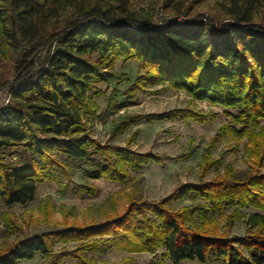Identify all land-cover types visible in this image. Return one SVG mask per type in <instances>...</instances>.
Returning <instances> with one entry per match:
<instances>
[{
	"label": "trees",
	"instance_id": "16d2710c",
	"mask_svg": "<svg viewBox=\"0 0 264 264\" xmlns=\"http://www.w3.org/2000/svg\"><path fill=\"white\" fill-rule=\"evenodd\" d=\"M114 1L0 0L5 46L18 54L12 80L0 71V94L7 86L10 91V102L0 105V198L5 206L35 200L38 184L46 179L45 166L40 167L36 156L63 166L53 156L62 151L73 162L86 164L87 176L118 182L127 181L128 167L140 169L150 161L173 159L105 145L91 135L87 120L99 113V106L90 92L99 84L131 83L127 74L115 69L120 60L139 62L145 73L131 83L129 100L117 105L118 109L140 91L161 82L181 88L197 100H208L226 110L236 108V114L229 113L233 123L225 127V133L248 140L246 149L255 167L231 171L211 182L181 184L160 200H147L133 187L126 194L124 210L116 208L104 221L70 223L72 210L65 208L66 228L1 247L0 264H20L37 254L49 259L47 264H61L70 256L78 264H132V258L99 263L88 254L107 248L127 253L164 248L163 259L175 264L183 260L206 264L210 258L223 259L224 264H264V211L247 216L245 236L204 230L209 224L204 217L207 211L221 212L239 203L264 210V173L259 171L264 167V124L260 126L264 120V25L254 20L256 8L264 0H224L229 20L221 23L196 16L161 24L154 22L150 12L133 9L130 0H123V7H115ZM163 1L180 14L191 8L187 2L205 0ZM0 53L1 62L7 51L1 48ZM186 117L200 123L208 118L194 113ZM138 118L124 117L115 124L113 135L125 133ZM150 118L165 119L164 115ZM218 142L219 135L203 152L205 168L214 160L209 148ZM16 146H24L30 157L21 168L8 166L2 156L4 150ZM84 186L80 185L81 191ZM191 196L206 198L209 204L182 206L176 211L170 208L173 201ZM48 202L49 198L41 207L40 220L45 223L52 222ZM5 218L11 232L18 230L14 213L7 212ZM70 242L79 243L75 249L56 251L57 245Z\"/></svg>",
	"mask_w": 264,
	"mask_h": 264
},
{
	"label": "rangeland",
	"instance_id": "374dc122",
	"mask_svg": "<svg viewBox=\"0 0 264 264\" xmlns=\"http://www.w3.org/2000/svg\"><path fill=\"white\" fill-rule=\"evenodd\" d=\"M115 7L125 6L123 0L113 2ZM226 2L224 0H205L203 2H187L191 7L178 14L168 8L163 0H130V6L142 12H150L154 16V22L161 24L164 21H175L184 18L185 21L193 17L204 19H216L221 22L229 20ZM63 16L57 20L61 21ZM254 20L264 25V4L256 8ZM1 23V22H0ZM1 25V24H0ZM5 39L0 27V49L5 48L7 57L0 62V71L4 78L12 80L15 72V59L18 54L9 46H5ZM46 49L43 50L45 55ZM1 56V53H0ZM116 71L127 74L131 83L145 72L137 61L120 60L115 67ZM131 83L96 85L90 95L99 106V113L95 117H89L88 129L91 135L105 145L121 146L136 153H153L163 157H172L163 162H149L140 169L128 167V179L126 182L112 181L106 177L96 179L87 176L84 172L86 164L73 162L62 151H55L54 158L63 166H59L50 159L36 156L34 160L43 165L42 170L46 179L38 184L36 198L27 205H14L7 208L0 198V248L13 243L18 239L44 234L50 231L61 230L65 225V208L72 210L70 223H93L104 221L108 214L116 208L124 210L127 203L126 194L133 187L139 189V195L147 200H160L170 195L179 185L184 183L199 184L211 182L223 178L226 173L242 172L254 169V159L247 152L246 138H232L227 132V126L232 124L229 113L236 114L238 109L226 110L220 105L208 100H197L185 90L174 87L168 83H158L148 86L146 91H140L136 97L131 98L127 106L118 109L116 106L126 100ZM10 102L8 86L0 94V105ZM194 113L206 115L207 121L200 123L186 116ZM139 116L125 133L114 136L113 129L116 123L124 117ZM164 115L163 120L151 121L150 116ZM264 124L261 120L260 126ZM256 131H260L261 127ZM226 127V128H225ZM219 135V142L213 148H209L212 160L206 168L203 166V152L210 145L213 137ZM193 151L189 156L180 158L183 153ZM4 163L8 166L21 168L30 162V157L24 146H16L2 152ZM185 156V155H183ZM254 166V167H253ZM264 173V167L259 169ZM80 185H85L81 191ZM187 196V195H186ZM51 213L50 223L42 220V206L45 201ZM198 204L208 205L206 198L187 197L179 198L170 204L172 210H179L182 206L193 207ZM262 212L251 204H237L226 207L221 212H205L209 224L204 225V230L209 228L218 235L245 236L248 233L246 218L253 212ZM7 212L15 215L18 230L11 232L5 216ZM239 212L245 216H235ZM196 215H199L197 212ZM149 216L154 217L149 213ZM199 223V219H198ZM229 224H232L229 226ZM228 231V232H227ZM79 242L59 244L56 251L75 249ZM164 248L157 251L127 253L115 249H105L102 253L89 251L99 263L121 262L132 258V264H175L169 258L163 259ZM47 258L37 254L35 258L23 260L20 264H47ZM61 264H78L74 257H67ZM179 264H201L198 261L183 260ZM206 264H224L223 259L210 258Z\"/></svg>",
	"mask_w": 264,
	"mask_h": 264
},
{
	"label": "built area",
	"instance_id": "2783aa9c",
	"mask_svg": "<svg viewBox=\"0 0 264 264\" xmlns=\"http://www.w3.org/2000/svg\"><path fill=\"white\" fill-rule=\"evenodd\" d=\"M178 21L185 22V19L184 18H180Z\"/></svg>",
	"mask_w": 264,
	"mask_h": 264
}]
</instances>
